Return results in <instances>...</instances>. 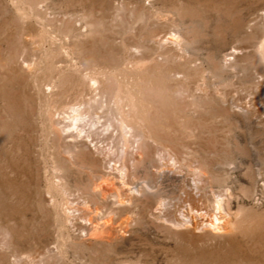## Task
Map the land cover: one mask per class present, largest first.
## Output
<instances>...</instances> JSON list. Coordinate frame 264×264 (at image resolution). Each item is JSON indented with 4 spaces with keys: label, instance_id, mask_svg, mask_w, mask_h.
Returning <instances> with one entry per match:
<instances>
[{
    "label": "rangeland",
    "instance_id": "obj_1",
    "mask_svg": "<svg viewBox=\"0 0 264 264\" xmlns=\"http://www.w3.org/2000/svg\"><path fill=\"white\" fill-rule=\"evenodd\" d=\"M45 4L0 0V264H264V0ZM93 20L109 94L76 83ZM150 76L174 109L143 144L116 93Z\"/></svg>",
    "mask_w": 264,
    "mask_h": 264
},
{
    "label": "bare ground",
    "instance_id": "obj_2",
    "mask_svg": "<svg viewBox=\"0 0 264 264\" xmlns=\"http://www.w3.org/2000/svg\"><path fill=\"white\" fill-rule=\"evenodd\" d=\"M24 1L27 3L28 8L31 11H34V12L36 11L37 14L38 13H46L47 12L48 8H45L43 6V5H46L45 2L47 0H24ZM24 9H26V8H24ZM96 20H97V18H96ZM91 22H92V24L89 25L87 28L83 29V31L81 30L80 33L77 32V33L80 34V39H79V42L77 41L78 42L77 45L79 46V53L83 54V56L87 60L86 62H88V64L89 63L92 64L93 69L91 71H89V72L78 71L76 83L80 86L81 92H85V90H90V91H93V92L97 93L100 90L101 92H105V93L109 94L111 92V90L114 88V86H113L114 85L113 74L111 73V71L108 68L109 67V61L108 60H110V59L103 58V57H108V56H102L103 53L100 51L99 46H98V43H99L100 39L102 40L101 32H102L103 28L101 27V25L103 26V24H102L103 22L101 23V25L99 24V21L97 22V21L93 20ZM77 38H79V37L77 36ZM261 50H264V42L261 45ZM248 57H249V55H248ZM6 59L9 62L13 61V56L9 55ZM13 62H15V61H13ZM30 65H32V64H30ZM27 67H23L22 69L24 71H26L25 73H27L30 77L31 76H32V78L35 77V72H36L35 68H33V66H30L28 68ZM162 73H163V71H162ZM150 74H151V72H150ZM151 76L149 78H146V79L138 77L137 83L139 84V89H140V91L142 93V95H141L142 105L138 104L135 96L133 95V93L131 91H128V93H126V95L123 96L121 94V88L118 87L117 93H116V97H117V99L120 102L123 101V100L128 102L127 103L128 107L122 109V117H121L120 121L118 122V125L120 126V128L123 131V133H125V134L128 133L127 131H131V130H136V131L143 132L142 136L139 139L140 143L142 141H144L143 138H145V136H146L145 135L146 131H148L151 135L152 134L153 135H158V131L162 128V126H160V122H162L161 120L164 119L163 116L171 117L172 110L174 109V108H172L174 100L170 99V96H169L170 94L165 91L166 89H164L159 82L157 83L155 80H153V78H152L153 76L152 77ZM160 77H161V75H160ZM68 78L69 77L67 75L61 73V75L58 78L57 82H55L57 87L58 88L63 87V84L66 83ZM36 86H37V89L40 92L44 91V89H45L43 83H36ZM172 92H173V90H172ZM172 97H174V96H172ZM93 100H96V99L93 98ZM92 108H93L92 102L90 103V106H89L87 112L85 111V109H83L81 107L74 108L72 114L69 115V119L71 121L70 124H69V130L71 132L88 131L86 129V125H95L96 120L90 114V111L93 110ZM161 117H163V118H161ZM169 120H170V118H169ZM54 123H55V121H54ZM110 124H111L110 126H112L114 123L113 124L110 123ZM55 130L56 131L57 130L60 131L61 127H59V129H58V127L56 126ZM164 138H165V136H164ZM221 199L222 198H217V207H218L219 213L221 212V209H222V200ZM217 219H218V223L221 222L219 220V217H217ZM253 230H254V228H253ZM220 231H222V230L220 229Z\"/></svg>",
    "mask_w": 264,
    "mask_h": 264
}]
</instances>
